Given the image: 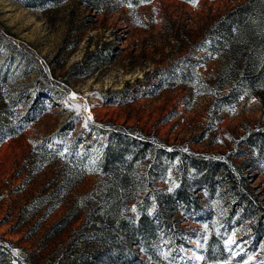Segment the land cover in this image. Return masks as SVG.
<instances>
[{"label":"rangeland","instance_id":"1","mask_svg":"<svg viewBox=\"0 0 264 264\" xmlns=\"http://www.w3.org/2000/svg\"><path fill=\"white\" fill-rule=\"evenodd\" d=\"M85 1L0 0V33L24 45L47 80L0 40V115L22 127L19 136L0 141V237L17 242L39 264H60L85 214L59 234L47 232L102 181L88 174L58 199L41 204L70 165L43 150L97 163L107 138L90 125L131 126L159 139L161 147L195 155L238 152L241 157L233 159L264 198V158L244 143L250 129L264 126V97L247 89L237 102L222 100L233 83L238 90L244 87L238 81L242 65L231 63L219 47L215 55L209 35L220 17L246 0H153L134 9L118 0H90L105 2L103 12ZM222 79L229 83L221 87ZM159 161L168 163L164 157ZM146 163L140 164V173ZM155 187L169 188L161 181ZM144 194L128 205L137 222ZM197 195V204L189 207L175 197L166 206L154 201L147 212L151 219L142 221L143 232L123 247L93 253L92 261L264 264V242L257 248L249 237L256 218L246 219L231 196L220 191L210 195L202 189ZM206 221L223 238L219 261L205 254Z\"/></svg>","mask_w":264,"mask_h":264},{"label":"trees","instance_id":"2","mask_svg":"<svg viewBox=\"0 0 264 264\" xmlns=\"http://www.w3.org/2000/svg\"><path fill=\"white\" fill-rule=\"evenodd\" d=\"M61 1L63 0H56L57 3ZM152 1L118 0L119 5L131 9ZM183 1L194 3L197 0ZM85 2L95 10H106L102 5L105 3L103 1ZM209 35L211 50L215 55L222 51L217 49L219 47L224 49L231 63L240 62L242 65L238 81H243L244 89L238 90L233 83L227 94L221 97L222 100L231 98L237 102L241 96L239 93H244L247 89L264 97V0H246L232 8L220 17L210 29ZM0 40L13 53L32 62L42 72L41 79L47 82L41 65L24 45L18 46L2 33ZM227 73L228 68L224 74ZM228 83V80L222 79L219 85L223 87ZM45 86L52 88L49 84ZM203 90L210 88L204 87ZM90 128L107 138L95 164L74 155H63L62 150H43L57 157H65L70 165L65 171L66 177L41 198V204L47 199H58L63 190H71L88 174H98L102 178L100 186L75 200L69 211L46 234H59L67 224L85 214L82 225L60 256V264H94L91 257L93 253L123 247L127 240H132L136 234L143 232L142 221L151 219L147 212L154 201L158 206H166L175 197L189 207L197 204V194L202 189L210 195L220 191L231 196L236 208L243 210L246 219L256 218V223L250 226L253 232L249 236L253 237L254 246L259 248V242H264V198L253 190L252 178L245 175L242 164L233 159L234 155L241 157L240 153H232L226 157L195 155L182 149L168 150L161 147L159 139L154 141L143 133H137L131 126L104 122L103 126L90 125ZM21 132L22 127L6 121L0 115V141L17 137ZM244 141L254 150L256 157L264 158V126L250 129L244 136ZM163 157L168 163L159 161ZM144 162H147L145 172L140 173L139 166ZM157 181L166 182L169 188L155 187ZM144 192V200L137 204V222L131 216L128 205L137 201ZM161 198L166 201L163 202ZM205 227V254L210 261H219L222 257L217 251L224 253L223 238L209 221L205 222ZM33 257L34 254L26 252L17 242L0 237V264H39ZM261 259L264 261V254Z\"/></svg>","mask_w":264,"mask_h":264},{"label":"snow or ice","instance_id":"3","mask_svg":"<svg viewBox=\"0 0 264 264\" xmlns=\"http://www.w3.org/2000/svg\"><path fill=\"white\" fill-rule=\"evenodd\" d=\"M73 95H75V94H73ZM89 119H91V117H89ZM85 127H87V123L85 124Z\"/></svg>","mask_w":264,"mask_h":264}]
</instances>
